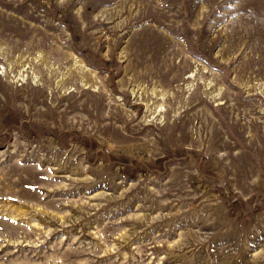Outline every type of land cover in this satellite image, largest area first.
Wrapping results in <instances>:
<instances>
[{"label": "rangeland", "instance_id": "1", "mask_svg": "<svg viewBox=\"0 0 264 264\" xmlns=\"http://www.w3.org/2000/svg\"><path fill=\"white\" fill-rule=\"evenodd\" d=\"M0 264H264V0H0Z\"/></svg>", "mask_w": 264, "mask_h": 264}]
</instances>
